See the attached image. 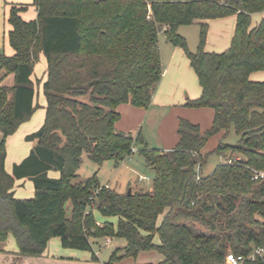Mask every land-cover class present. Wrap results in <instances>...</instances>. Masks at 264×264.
Wrapping results in <instances>:
<instances>
[{
    "label": "trees",
    "instance_id": "trees-1",
    "mask_svg": "<svg viewBox=\"0 0 264 264\" xmlns=\"http://www.w3.org/2000/svg\"><path fill=\"white\" fill-rule=\"evenodd\" d=\"M30 6L37 17L26 21L21 14ZM263 12L264 0L12 4L7 22L15 54H0V242L13 235L19 254L41 256L53 238L66 249L86 252L93 250L92 239H124L126 246L107 264L152 250L164 256L159 264H226L229 249L246 256L264 249V179L254 178L264 171V81L251 78L264 73V19L253 25V15ZM231 16L237 23L230 47L207 51L208 21ZM193 24L201 29L195 53L179 34L181 26ZM159 29L184 51L197 75L202 92L187 105L215 114L205 132L181 120L180 141L170 151L148 148L140 134L116 128L120 106L152 104L164 73ZM41 55L47 61L45 121L26 137L34 146L10 174L8 138L41 108L31 78ZM232 131L236 144L226 142ZM215 136L221 137L219 145L204 154ZM137 147L154 171L151 192L120 193L101 185L97 174L79 179L84 156L99 166L113 161L119 167ZM215 154L225 162L204 175ZM233 155L241 157L233 161ZM22 179L33 182L32 198L15 197V183ZM94 211L118 218L117 225L100 226ZM244 264H264V253Z\"/></svg>",
    "mask_w": 264,
    "mask_h": 264
},
{
    "label": "crops",
    "instance_id": "crops-1",
    "mask_svg": "<svg viewBox=\"0 0 264 264\" xmlns=\"http://www.w3.org/2000/svg\"><path fill=\"white\" fill-rule=\"evenodd\" d=\"M6 1L7 0H0V51L7 56H13L15 51L9 44L8 37L12 27L9 24H5V19L6 17L8 18L12 4L30 5L33 0H8L9 4L7 3V6L5 5ZM30 7L33 8L34 11L32 15L26 16L25 12L21 14L22 18L26 21L34 20L37 17V9L33 6ZM262 19H264V12L253 15V25L258 24ZM208 23L209 32L206 50L217 53L227 50L230 47L234 36L237 17L231 16L210 20ZM214 29L217 30L216 35L213 34ZM161 33L163 32H160V34ZM165 45L166 49L163 48L159 42V51L161 54L164 73L159 87L154 95L152 104L146 109L134 107L131 104H124L120 106L118 110L121 113V120L116 124V128L119 131L135 135V137L140 134L148 148L151 146V148H153L155 144H158L159 149L170 151L175 149L180 141L178 129L181 120H187L200 126L201 130L205 132L212 127L215 114L210 108H191L187 105L189 100H195L200 97L202 92L201 87L199 86L200 92L199 90L198 92H191L188 89L186 76L191 73L189 59L180 47L172 46L168 42L167 37ZM163 49L166 50L168 56L166 66L164 65L165 58L162 51ZM39 62L40 63L35 67L34 74L31 78L36 84V99L42 110L37 111L32 117L33 120L23 124L16 134L8 138L12 147L10 148V145L7 143L6 170L10 174L13 172L14 164L21 163L29 155L34 146L33 142L26 141V137L39 130L45 121L46 111L44 107L46 106V98L43 91V83L47 78V61L44 55L40 56ZM36 68L38 69L36 70ZM251 78L255 81H264V73H254ZM34 118L36 121H34ZM148 130H152L154 132V141L149 139ZM212 138L217 140V138L219 139V136ZM22 141H25L24 144ZM137 149L139 150V147H137ZM10 158L12 160L11 164H9ZM56 173L58 172H51L50 176L53 178H59L60 174ZM26 186L28 187V193L34 196L35 191L33 182L28 179H22L17 180L15 183L14 190L16 198H32H25L20 195L19 191ZM147 191L151 192L152 186ZM105 222L97 221L100 226H102ZM109 223L116 226L118 218L113 217L112 222ZM98 240L99 239H92L93 250L92 252H86L66 249L62 246L60 238H53L49 242L46 251L41 256H24L19 254V247L14 236L9 235L5 242H0V264H107L116 250L123 249L126 246V242L121 241L118 244V248L113 250L112 254H110V258L102 260L99 251H97L94 247V244L98 242ZM112 241L113 239H111V242ZM155 241L157 244L160 242L158 237H156ZM143 252H140L139 255H142ZM134 259V263L132 264H159L164 260L160 259L158 263H152L143 261V258L139 261L138 258ZM127 261H130V259H127ZM125 262L118 263L117 261L114 264H123Z\"/></svg>",
    "mask_w": 264,
    "mask_h": 264
},
{
    "label": "rangeland",
    "instance_id": "rangeland-1",
    "mask_svg": "<svg viewBox=\"0 0 264 264\" xmlns=\"http://www.w3.org/2000/svg\"><path fill=\"white\" fill-rule=\"evenodd\" d=\"M7 3L9 4L8 0L6 1L5 5ZM24 3H26V2H24ZM32 13H34V11H33V8H31V7L25 11L26 16L32 15ZM5 24H8L7 17L5 19ZM200 31H201V29H200L199 24L183 25L179 28V34L187 40L188 48L193 53H195L198 49V45H199V41H200ZM213 34L216 35L217 30L214 29ZM159 42H160V45L166 49V47H165L166 46L165 45V42H166L165 34L161 33L159 35ZM165 49H163L162 51H163V55L165 58L164 65L166 66L168 56H167V52ZM1 53L2 52L0 51V54ZM39 63L40 62H38L37 64L39 65ZM37 64H36V66H37ZM189 66H190L191 73H189L186 76V83H187L188 89L191 92H198V90L200 92L198 78H197L195 71L193 70V68L190 65V61H189ZM37 69L38 68H36V70ZM37 103L39 104L38 101H37ZM40 110H42V108H39L37 111H40ZM36 118H37V116H36ZM31 120H33V118ZM34 121H36L35 118H34ZM28 122H30V121H28ZM133 136H135V135H133ZM148 136H149V139L151 141L155 140V134L152 130H148ZM8 141L9 142H7V143L10 145V148H11L12 145L10 144V140H8ZM220 141H221L220 136H219V139L217 138V140L210 138L208 143H207V146L205 147L204 154L211 153L212 151H214L217 148V146L219 145ZM238 141H239V137L234 133V131L231 132V134L229 135V137L226 140V142L230 143V144H236ZM24 142L25 141H22L23 144H24ZM150 145H152V144H150ZM157 145L158 144H155L154 147L159 148V145L158 146ZM240 157H241L240 155H233L232 160L235 161V159H238ZM11 161L12 160L10 158L9 164H11ZM224 162H225V159L223 156H220L217 154L212 155L208 159L206 166L203 168V174L209 175L210 173H212V171L218 165H220ZM56 174H58V173H56ZM95 174H97L101 185H109L110 187L116 188L120 193H127L129 191V189H131L134 193L140 192V191H147L153 185V180H154V171L152 169H150L145 164L144 159L139 154L137 148H136L135 153L131 157L127 158L124 162H122L119 167H115V164L113 161H107L102 166H99V165L91 162L90 160H88L86 157H83L82 164H81V167L79 170V176H80L79 179L80 180H86V179L94 176ZM141 176L149 177L150 180L139 182L138 179ZM27 188L28 187L26 186L22 190H20L19 191L20 195H22L25 198L33 197L32 194L28 193ZM241 206H242V201L238 202V207H241ZM94 216L98 222H105V221L112 222V219H113V217L103 216L99 211H94ZM240 218H241V209L239 208L235 212L234 220H236V222H238L240 220ZM226 219H227V216H225L223 218V221H226ZM121 241L126 242L122 238H113V241L110 244L106 245L105 239H99L98 242H96L94 244V247L97 251H99L100 257L102 258V260L108 259V258H110V254H112L113 250L118 248V244ZM229 252H231L230 249H229ZM136 258H138V261L141 260V258H143L142 260L145 262L158 263L160 261V259H164V256L161 253H159L158 251L152 250V251H144L142 255L141 254L138 255ZM127 259H130V261H127ZM134 260H135L134 258L130 257V258H125V259L119 260L118 263L126 261L125 263L128 262V263L132 264V263H134ZM125 263H123V264H125Z\"/></svg>",
    "mask_w": 264,
    "mask_h": 264
},
{
    "label": "built area",
    "instance_id": "built-area-1",
    "mask_svg": "<svg viewBox=\"0 0 264 264\" xmlns=\"http://www.w3.org/2000/svg\"><path fill=\"white\" fill-rule=\"evenodd\" d=\"M136 149H134V153H135ZM256 180L258 179H264V171L261 172H256L255 173V177ZM150 178L149 177H144L141 176L138 181L142 182V181H149ZM108 187V185H106ZM111 239L110 238H106V243H110ZM264 253V249L263 248H256L253 252H251L250 254L243 255V254H234L232 252H229L226 254V259H225V263L226 264H244L246 261H255L257 259L258 256H262Z\"/></svg>",
    "mask_w": 264,
    "mask_h": 264
},
{
    "label": "water",
    "instance_id": "water-1",
    "mask_svg": "<svg viewBox=\"0 0 264 264\" xmlns=\"http://www.w3.org/2000/svg\"><path fill=\"white\" fill-rule=\"evenodd\" d=\"M101 1H105V0H101ZM159 32H162V29H159ZM131 193H132V190L129 189L128 194H131Z\"/></svg>",
    "mask_w": 264,
    "mask_h": 264
}]
</instances>
